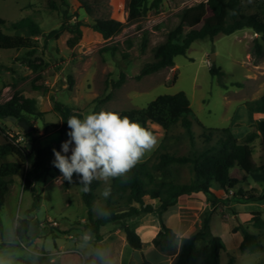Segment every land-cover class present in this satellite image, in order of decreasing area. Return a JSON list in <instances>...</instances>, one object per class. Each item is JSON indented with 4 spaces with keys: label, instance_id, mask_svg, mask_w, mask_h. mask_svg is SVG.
Here are the masks:
<instances>
[{
    "label": "rangeland",
    "instance_id": "rangeland-1",
    "mask_svg": "<svg viewBox=\"0 0 264 264\" xmlns=\"http://www.w3.org/2000/svg\"><path fill=\"white\" fill-rule=\"evenodd\" d=\"M206 1L163 0L158 9L132 15L130 0H0V19L9 24L31 19L39 24L42 31L35 37L38 51L31 56L26 50L0 49V105L18 92L34 98L38 111L44 113L42 119L30 118V123L37 130L36 136L43 135L46 129L48 134L44 136L42 146L60 151L61 144L69 137L67 132H60L63 123L60 113L54 108V100L69 116L82 118L91 111L101 109L119 114L143 109L158 96L183 92L201 123H194L193 126L194 147L180 125L165 132L160 126L150 124V129L158 138V145L147 151L139 164H147L154 169L160 180L189 183L194 178L193 166L172 165L160 171L155 167L161 155L169 153L193 157L201 153L220 136L227 134L223 129L232 133L239 121L249 115L247 104L264 95V42L251 29L229 36L219 35L213 40L196 41L186 55L175 58L174 67L139 78L142 69L155 62L157 47L166 42L169 32L179 24L181 11ZM85 6L92 16L86 13ZM101 19L120 21L121 32L111 40H104L93 29L96 21ZM78 22L84 24L83 36L74 49L67 45L72 37L67 31L58 39L49 40L44 48L45 37L51 32L60 29L64 23L74 25ZM204 23H215L211 12H208ZM4 33L30 36L27 30H4ZM256 40L263 47L258 65L253 62L256 59ZM31 63L37 67V72L33 71ZM212 67L221 69L224 78L213 77L210 74ZM69 78L73 80L72 85ZM33 84L42 85L48 92L35 90ZM0 125L12 135L22 132L4 119H0ZM210 133L213 141L207 144L204 135ZM3 142L0 136V144ZM252 150V161L248 166L257 169V172L235 166L230 171L227 190L214 185L211 195L199 193L180 197L162 216L165 225L174 229L181 238V234L189 237L201 231L205 214H210L211 232L220 237L225 246L221 252V264H261L264 260V230L254 229L249 224L254 212H261L264 219V135L252 145ZM6 161L19 159L9 157ZM60 176L59 171L51 172L38 181L36 189L41 194V202L35 210H32L33 194L23 191L24 171L13 178L5 205L0 211L3 227V232H0V264H84L95 251L94 236L86 229L88 209L82 199L79 179L74 175V183L69 184L66 180L58 181ZM111 182L112 179L107 186ZM105 187L101 181L93 205L94 218H102L106 214L102 211ZM219 191L224 192L226 197L217 198ZM251 197L256 199L246 200ZM145 202L155 208L160 205L159 201L149 198H145ZM180 215L183 229L179 232L177 222ZM24 219L30 220L28 234L22 241H16L18 221ZM129 223L142 235V250L147 251L155 236L151 228L156 224L161 226L159 215L136 216ZM237 226L256 235L263 249L255 253L242 252L243 235L241 232L233 233V228ZM102 233L105 237L112 233L125 237L120 223L107 225L102 228ZM177 244L179 248L180 241ZM204 247L205 243H198L197 264H203ZM156 253L148 252V256L154 264H161V256ZM159 253L167 264H174L176 254ZM122 254V247L120 252H110L105 264H120Z\"/></svg>",
    "mask_w": 264,
    "mask_h": 264
},
{
    "label": "trees",
    "instance_id": "trees-1",
    "mask_svg": "<svg viewBox=\"0 0 264 264\" xmlns=\"http://www.w3.org/2000/svg\"><path fill=\"white\" fill-rule=\"evenodd\" d=\"M163 0H130L129 11L132 15L146 13L151 9H158ZM85 11L92 16L90 9L85 6ZM208 12L215 17L214 24L204 23ZM179 24L169 32L165 43L155 50V62L147 64L141 71L139 78L157 73L163 69L172 68L175 65V58L186 55L193 43L199 40H213L219 35L229 36L243 29H251L255 34L261 36L264 42V0H207L194 6L185 8L179 14ZM83 23L70 25L64 23L60 29L51 32L45 37V46L51 39H58L65 31L72 34L67 41L69 48L74 49L82 39ZM93 29L99 33L104 40H111L118 35L122 29V23L114 19L97 20ZM4 30L21 31L27 30L30 36L8 35ZM42 34L38 23L31 19H24L17 23H8L0 19V49L1 50H26L29 56L38 51L35 37ZM262 45L255 41L254 53L256 59L254 65H258V60L262 56ZM111 51L114 49H105ZM33 71L37 72V67L30 64ZM210 74L219 79L225 74L221 69L212 67ZM70 85L73 84L72 78ZM175 77L174 82H176ZM226 88L225 85L222 84ZM37 91L48 89L42 85L33 84ZM54 100V98H53ZM54 108L62 118L61 133L68 132L69 128L66 120L69 115L63 110L60 103L55 102ZM247 110L253 114L261 116L253 125L251 131L243 138L237 139L227 129H223L224 136H220L216 141L201 153L193 157L176 156L169 153L162 154L159 164L155 167L158 170H165L172 165L193 166L194 178L185 184L172 181L160 180L147 164H137L128 174L127 179H112L110 185V195L104 198L102 211L106 214L102 218H94L93 205L97 198V190L101 181L93 180L90 191L85 193L81 190L82 199L88 209L89 223L86 229L94 236L95 251L85 260L84 264H105L106 257L100 251V243L105 235L102 228L109 224L120 223L128 245L141 251L143 242L141 236L134 229L129 220L140 215L157 213L159 215L162 230L158 233L153 243L160 252L165 254H177L180 241V251L174 264H197L199 242L205 243L202 251L203 264H221V252L225 249L220 237L211 232V216L206 213L203 218L202 230L189 236L178 238L177 232L165 225L162 216L167 210L174 206L178 199L183 196L191 197L202 193L211 195L214 185L222 190H227L229 184L230 171L235 166L247 167L250 172H257L255 168H249L252 161V145L264 135V95L257 101L247 104ZM121 116H128L130 119L139 122L142 126L150 129V124L160 126L165 132L180 125L189 135L192 146L195 145L193 133L194 123H201L195 117L191 108L189 98L185 93L180 92L175 95H161L152 101L146 108L124 111ZM6 116L17 117L26 121L34 130L32 133L23 132L12 135L0 125V136L4 142L0 144V211L6 202L7 194L10 192L13 178L22 170L24 180L23 191L31 192L34 197L32 210L40 206L41 194L36 189L39 180L51 172L59 170L52 165L54 155L51 147H43L42 140L48 134L45 129L44 134L36 136L37 130L30 123V118L42 119L44 113L38 111L34 98H28L21 93H16L11 100L0 105V119ZM151 130V129H150ZM212 131L214 129H211ZM152 131V130H151ZM207 144L213 141V135H204ZM33 144L31 151L27 144ZM9 157H17L19 161H6ZM82 187V186H80ZM145 198L159 201L160 205L155 208L152 204H147ZM263 198V197H262ZM255 197L247 198L253 200ZM254 229L264 230V219L261 212L252 213L249 221ZM30 220H19L16 227V241H22L28 234ZM0 232H3L0 222ZM241 232L243 241L240 245L242 252L255 253L263 249L256 235L249 233L244 227L233 228V233ZM142 264H149L145 261ZM264 264V260L261 262Z\"/></svg>",
    "mask_w": 264,
    "mask_h": 264
},
{
    "label": "clouds",
    "instance_id": "clouds-1",
    "mask_svg": "<svg viewBox=\"0 0 264 264\" xmlns=\"http://www.w3.org/2000/svg\"><path fill=\"white\" fill-rule=\"evenodd\" d=\"M66 122L69 139L61 144L60 151L52 149V165L61 173L58 181L72 184L75 175L85 193L93 180H99L106 185L102 195L107 198L108 182L114 178L126 180L145 153L158 145L153 131L117 112L101 109L82 118L71 115Z\"/></svg>",
    "mask_w": 264,
    "mask_h": 264
},
{
    "label": "crops",
    "instance_id": "crops-1",
    "mask_svg": "<svg viewBox=\"0 0 264 264\" xmlns=\"http://www.w3.org/2000/svg\"><path fill=\"white\" fill-rule=\"evenodd\" d=\"M260 118H261L260 115L253 114V113L249 112V115H247L245 118H243L241 121H239L238 126L232 131L234 137L237 139H243L251 131L252 125ZM262 137H263V135L259 139H262ZM224 196L226 197L225 193L222 191H219L216 193V197L219 199L225 198ZM177 223L179 225L178 229L180 232L183 229L182 215L179 216V220ZM161 230H162V228L159 224H156L155 227L151 228L150 231L155 233V236L153 237V239H155L157 237L158 233ZM137 232L142 238V235L139 233V231H137ZM179 237L183 238V237H187V236L181 234V235H179ZM142 241H143V239H142ZM125 243H127L125 237L119 236L118 233L109 234L104 238V240L101 242L100 247H101V253L106 257L107 262H108V254L110 252H113V251L120 252V248L122 247L123 248V254L121 255V258H120V264H127V263L129 264L131 262L134 264H139V263H144L145 261L154 264L153 261L151 260V258H149L148 252H154V253L158 252L156 254H158V255L160 254L159 256H161L160 257L161 264H167L165 262V259L163 258V255H161V253H159V251L157 250V248L155 247L153 242H152V246L149 247V249H147V251H145L144 249L142 251H136V250L132 249L129 245L125 246ZM179 251H180V247L177 250V254H176L177 256H178Z\"/></svg>",
    "mask_w": 264,
    "mask_h": 264
},
{
    "label": "water",
    "instance_id": "water-1",
    "mask_svg": "<svg viewBox=\"0 0 264 264\" xmlns=\"http://www.w3.org/2000/svg\"><path fill=\"white\" fill-rule=\"evenodd\" d=\"M5 122H9L12 125L18 127L23 134H29L33 132V128L31 126H29V124L26 121L23 120H19L17 117H13V116H6L4 118ZM28 148L33 151V144L32 143H28L27 144Z\"/></svg>",
    "mask_w": 264,
    "mask_h": 264
}]
</instances>
